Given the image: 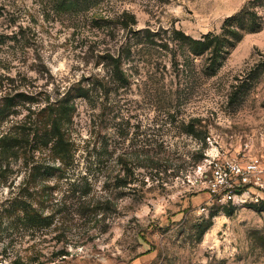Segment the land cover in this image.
I'll use <instances>...</instances> for the list:
<instances>
[{
	"label": "rangeland",
	"instance_id": "obj_1",
	"mask_svg": "<svg viewBox=\"0 0 264 264\" xmlns=\"http://www.w3.org/2000/svg\"><path fill=\"white\" fill-rule=\"evenodd\" d=\"M246 5L260 26L205 74L206 55L174 29L220 33ZM123 15L150 35L132 41L128 83L93 103L74 99L72 154L51 177L54 204L41 206L53 223L32 226L6 211L26 166L0 176V264H264V192L221 204L207 187L211 159L264 164V0H0V97L25 89L39 108L106 77L104 56L133 33ZM36 157L53 163L48 149Z\"/></svg>",
	"mask_w": 264,
	"mask_h": 264
},
{
	"label": "trees",
	"instance_id": "obj_2",
	"mask_svg": "<svg viewBox=\"0 0 264 264\" xmlns=\"http://www.w3.org/2000/svg\"><path fill=\"white\" fill-rule=\"evenodd\" d=\"M71 3L72 0H62V3ZM122 27L132 31L131 37H126L120 46L119 52H108L104 58L108 66L106 77H96L89 85L82 81L74 84L63 96L51 100L39 108H33L40 101L33 92L10 88L0 97V176L8 179L11 174L22 170L26 166L28 174L10 192L6 199V211L9 216H15L20 221L32 226H49L55 219V214L41 210L44 204H54L53 185L51 177L65 169L71 154L73 143L68 136L67 123L72 120L76 110L75 98H85L95 102L101 94H107L113 88L125 85L130 81V75L124 67V60L132 55V41L149 36L150 31L135 30L131 27L134 17L122 16ZM260 26L259 15L255 7L246 5L240 12L228 16L220 33L208 32L200 38H195L181 30L174 29V39L188 44L190 51L195 55H206L204 63L205 74L213 73L222 62L229 47L240 39L243 32L256 30ZM13 80V79H12ZM113 82L114 87L110 86ZM26 107L29 112L23 118H16L20 109ZM5 123L6 127H3ZM49 150V161L41 162L36 157L37 151ZM22 159V164L19 160ZM59 161L58 165L56 162ZM126 176V175H125ZM125 176H123L125 178ZM38 205H36L37 203ZM40 206V207H37ZM264 206V205H263ZM211 225L207 221L205 229ZM68 255V251H61Z\"/></svg>",
	"mask_w": 264,
	"mask_h": 264
},
{
	"label": "built area",
	"instance_id": "obj_3",
	"mask_svg": "<svg viewBox=\"0 0 264 264\" xmlns=\"http://www.w3.org/2000/svg\"><path fill=\"white\" fill-rule=\"evenodd\" d=\"M207 184L213 202L235 205L255 200L264 192V164L255 156L211 159Z\"/></svg>",
	"mask_w": 264,
	"mask_h": 264
}]
</instances>
